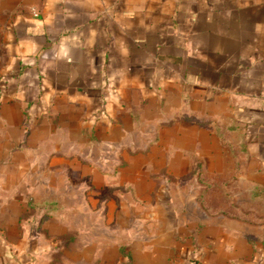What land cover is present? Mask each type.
<instances>
[{"label": "crops", "instance_id": "crops-1", "mask_svg": "<svg viewBox=\"0 0 264 264\" xmlns=\"http://www.w3.org/2000/svg\"><path fill=\"white\" fill-rule=\"evenodd\" d=\"M168 113L156 136L169 125V136L189 139L173 143L160 168L188 194L147 208L122 244L107 232L106 255L103 235H77L69 261L264 264V0H0V127L9 140L29 145L23 122L56 116L76 141L90 120L89 137L110 142L133 121ZM19 246L0 231V264L27 262Z\"/></svg>", "mask_w": 264, "mask_h": 264}, {"label": "rangeland", "instance_id": "rangeland-1", "mask_svg": "<svg viewBox=\"0 0 264 264\" xmlns=\"http://www.w3.org/2000/svg\"><path fill=\"white\" fill-rule=\"evenodd\" d=\"M92 115L100 117L103 112ZM172 117L168 113L133 121L135 125L125 136L110 142L89 137L90 120L81 141L69 137V120L56 116L50 121L23 122L21 133H31L29 145L23 137L18 142L9 140L0 127V231L17 241L21 250H28L24 264H75L69 260L74 258L77 235L83 242L103 235L106 243L100 244V253L106 255L107 232L112 237L110 243L122 244L127 234L138 233L139 226L146 223L148 209L157 203L171 204L170 195L177 200L187 195L186 186L173 184L170 170L160 168L172 159L173 143L188 144L187 135L169 136V123L164 136H156L160 124ZM183 132L187 134V129ZM13 134L16 136V131ZM159 144L163 145L160 152ZM17 197L25 204L23 213L17 205L20 201H14ZM49 211L51 220L41 221ZM60 222L68 229L64 236L58 235ZM16 223L13 232L10 228ZM47 228L49 235L45 234ZM70 238L73 246L66 251L67 260L61 252Z\"/></svg>", "mask_w": 264, "mask_h": 264}, {"label": "trees", "instance_id": "trees-1", "mask_svg": "<svg viewBox=\"0 0 264 264\" xmlns=\"http://www.w3.org/2000/svg\"><path fill=\"white\" fill-rule=\"evenodd\" d=\"M42 216H43V218L41 219V221H44L45 219H48V218L50 219L53 215L49 211V212L44 213Z\"/></svg>", "mask_w": 264, "mask_h": 264}, {"label": "built area", "instance_id": "built-area-1", "mask_svg": "<svg viewBox=\"0 0 264 264\" xmlns=\"http://www.w3.org/2000/svg\"><path fill=\"white\" fill-rule=\"evenodd\" d=\"M33 13H35L34 10H33Z\"/></svg>", "mask_w": 264, "mask_h": 264}]
</instances>
